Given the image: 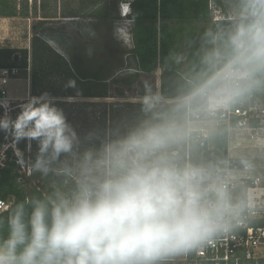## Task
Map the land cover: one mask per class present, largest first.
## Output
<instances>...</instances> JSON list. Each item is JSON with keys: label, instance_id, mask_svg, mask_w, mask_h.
I'll return each instance as SVG.
<instances>
[{"label": "clouds", "instance_id": "9594fccd", "mask_svg": "<svg viewBox=\"0 0 264 264\" xmlns=\"http://www.w3.org/2000/svg\"><path fill=\"white\" fill-rule=\"evenodd\" d=\"M131 2L121 0L122 17L132 14ZM134 20L116 28L118 38L131 39ZM47 43L63 55L54 40ZM201 53L191 90L171 107L146 96L143 119L124 131L80 137L47 92L22 104L15 119L0 117L18 163L56 178L50 193L9 210L0 264H166L248 222L256 205L246 191L235 194L239 173L182 162L174 149L190 137L192 113L215 118L264 88V0H237L231 22L203 33ZM21 140L38 145L27 164L16 148Z\"/></svg>", "mask_w": 264, "mask_h": 264}, {"label": "trees", "instance_id": "16d2710c", "mask_svg": "<svg viewBox=\"0 0 264 264\" xmlns=\"http://www.w3.org/2000/svg\"><path fill=\"white\" fill-rule=\"evenodd\" d=\"M40 7L44 10L43 17L49 18L50 15L45 11L49 9V4L42 0ZM131 8L132 14L127 18L132 19V16H135L130 28L132 37L130 52L135 59V66L129 68L133 69V72H128V68L125 70L126 73L109 75L111 80L107 81L100 70L90 71L83 67L73 69L63 55L54 49H48L46 42L35 32L32 39L33 55L39 62V69L36 70V65L33 66L35 70L31 96H40L47 92L51 97H55V105L62 110L67 105V100L64 98H118L113 103H105L106 108L97 111L94 117L95 121L92 124L95 123L94 129L101 135L109 129L124 131L143 119V100L131 101V98L159 96L162 106L175 105L180 97L191 90L197 74L201 71V37L207 30L206 23L212 20L208 0H132ZM0 16L29 17L30 7L27 2L0 0ZM217 23H219L217 26L228 24L226 21ZM217 26L215 25V28ZM35 41H39V45L35 46ZM170 53L178 54L182 59L177 62L169 56ZM28 55V49H0V68L19 67L26 74L29 67ZM158 70L161 71L159 87L156 77ZM37 72L42 73L41 78L38 77ZM54 74H62L66 84L61 87L54 85L52 87L54 93H49L48 77ZM38 80L43 87L37 86ZM69 80L75 81V87H67ZM18 110L20 112L21 108ZM86 113L84 112L85 115ZM216 132V140L213 142L210 137L204 138L200 136V132L191 130L190 137L174 149L176 155L182 162H211L222 168H228L229 164L232 167L241 166V159L229 158L227 129L219 127ZM18 146L27 151V140H21ZM15 165V161H9L7 167L0 169V196L14 199L10 209L26 198H42L52 191V184L49 181L51 176L45 178L46 181H42L38 177L39 174L34 173L28 179L19 180L20 175L15 172ZM249 185L250 183L239 185L236 194L240 195L247 191ZM9 210L0 215V219L5 220V224L0 227V235L3 236L7 234L6 219ZM250 224L264 227V218L251 220ZM238 256L240 264H264V257L256 260L248 259L244 250H239ZM178 264H194V262L182 261Z\"/></svg>", "mask_w": 264, "mask_h": 264}, {"label": "rangeland", "instance_id": "374dc122", "mask_svg": "<svg viewBox=\"0 0 264 264\" xmlns=\"http://www.w3.org/2000/svg\"><path fill=\"white\" fill-rule=\"evenodd\" d=\"M17 1L28 3V6L30 7L29 19H24L22 17L15 20L8 19V21H10L8 25L12 27L15 25L20 27H27V25L28 27L32 26L29 30L24 28V34L21 38L24 41V38L28 37L27 41H24L23 43L24 45H28V63L31 71L30 79H28V72L26 74L22 72L19 75L22 79L25 78L27 80V84L26 82H23L25 79L23 81L11 80L8 88L13 87V90L16 92L11 93L10 95L25 97L23 98L24 101H14V104L26 103L28 99L32 97L31 86L33 83V72L35 70L33 66L36 65V70L39 69V62L36 61L35 56L33 55L34 48L32 45V39L35 32H37L41 39L46 42V45H48L47 47L50 50L54 48L47 43V39L54 40L63 53V56L67 59L66 61L73 69H76V67H83L90 71L100 70L102 76L106 78L107 81L111 80L109 75L118 72L126 73V69L135 66V59L130 52L132 50V37L128 42H125L116 35V28L123 26L124 21L128 19L127 17L121 16V0H45L50 6L49 9L45 10L50 15L49 18L43 17L44 10L40 7L42 0ZM35 3L37 4V15L34 12ZM218 4L221 6L225 14H231L234 16L237 0H218ZM211 15L212 20L206 23V29H214L215 25H219V23L214 22L212 12ZM201 25H204V23H201ZM130 28L129 31L131 34ZM12 44L14 45L13 42L8 40L7 45ZM34 45H39V41H35ZM54 51L56 50L54 49ZM130 68L128 69V72H133V69ZM38 73L39 72H37V75ZM160 74L161 71L158 70L156 73L157 87L160 86ZM38 77L41 78L42 73H39ZM65 81L66 80L62 74H54L53 76L48 77L47 91L49 93H54L52 87L54 85L56 87L65 86ZM37 86L43 87L40 80L37 81ZM52 98H54V101L56 100L55 97ZM64 99L67 100L66 108L64 107L63 109L67 120L75 128L78 135L83 137L88 132L95 131V123L92 124V122L95 121L94 117H96L97 111L105 109V103H113L118 98L109 97L106 99H98L70 97ZM157 99L160 100L159 96ZM130 100L141 101L144 99L131 98ZM17 115L18 114L14 112L11 118L15 119ZM190 126L192 128L207 129L210 139L215 142L217 130L212 123L202 121L192 123ZM31 144L32 150L30 153V159L34 160L38 151V145L36 141H32ZM243 145L244 146L229 149L230 142L228 140L229 155L244 156L252 164L253 174L261 177L260 186H264V142L258 141L253 143L252 141H244ZM38 177H40L39 179L42 181L47 180L40 175ZM55 179V177H51V180H49L51 184H53ZM255 250L257 251L258 256L264 257L263 246H259L255 248ZM182 261L183 256H180L166 262V264H178Z\"/></svg>", "mask_w": 264, "mask_h": 264}, {"label": "built area", "instance_id": "2783aa9c", "mask_svg": "<svg viewBox=\"0 0 264 264\" xmlns=\"http://www.w3.org/2000/svg\"><path fill=\"white\" fill-rule=\"evenodd\" d=\"M208 3L209 9L213 13L214 22L226 21L229 23L234 19L233 15L224 13L221 6L218 4V0H208ZM22 71L23 70L19 67L0 68V117H3L6 113L10 117L14 112L18 114L19 111L17 110L24 104H14V101H24V99L12 97L8 88L11 80L18 78ZM30 71L31 68L28 67V79H30ZM5 102L7 103V108L4 107ZM191 117L192 118H189L188 121L189 125L203 121L212 123L216 130L219 127H225L227 129V135H229V149L244 146V141H252L253 143L258 141L264 142V88L256 90L245 102L219 113L215 118H208L196 113H192ZM191 130L200 132V136L204 138L210 137L207 133V129L191 127ZM12 142L13 138L9 130L4 136L3 141L0 142V169L7 167L9 161H15L16 165L14 170L19 173V180L28 179L32 177L34 173L29 174L27 168L18 163L14 148L11 146ZM16 148L23 153L25 164L31 161L30 153L32 144L29 148L27 141V151L22 150L18 144ZM229 158H239L241 161L247 160L242 155H229ZM227 169L232 170L234 173H239L238 178L232 181L235 194L239 185L250 183L246 192L254 200L256 205L255 211L249 217L248 222L233 234L221 237L211 245H207L198 251L183 256L184 263L240 264V257L238 256L239 250H244L248 259L256 260L260 257L255 248L259 246L264 247V227H255L250 224V221L264 218V186H260L261 177L253 174V166L250 170L243 171L242 165L239 167H232L229 164ZM13 202V198H4L0 196V215L8 211Z\"/></svg>", "mask_w": 264, "mask_h": 264}, {"label": "crops", "instance_id": "0c3cea01", "mask_svg": "<svg viewBox=\"0 0 264 264\" xmlns=\"http://www.w3.org/2000/svg\"><path fill=\"white\" fill-rule=\"evenodd\" d=\"M17 18H21V16H16V17H2V16H0V49H3V48H19V49L25 48V49H28V45H26V44L24 45V43H23L24 41H27L28 37L24 38V41L21 38H22V35L24 34V28L29 30L30 27H32V26L28 27V25H27V27H20V26L15 25L14 27H12V26L8 25L10 22V21H8V19L15 20ZM22 18H24V17H22ZM24 19H29V17H25ZM15 23H16V21H15ZM215 23H217V22H215ZM37 35H39V34L37 33ZM8 40H10V42H13L14 45L13 44L7 45ZM15 44H19V45H15ZM20 77L15 78L13 80H18V81L22 80L23 81L25 79V78L22 79V77L21 78ZM23 82H26V84H27L26 79ZM9 91H10V94L16 92L15 90H13V87L12 88L9 87ZM12 97H16V98H20V99L25 98V97H19V96H12Z\"/></svg>", "mask_w": 264, "mask_h": 264}, {"label": "water", "instance_id": "95a60500", "mask_svg": "<svg viewBox=\"0 0 264 264\" xmlns=\"http://www.w3.org/2000/svg\"><path fill=\"white\" fill-rule=\"evenodd\" d=\"M16 58H18V56H16ZM7 134V131L4 130H0V142L3 141L4 136Z\"/></svg>", "mask_w": 264, "mask_h": 264}, {"label": "bare ground", "instance_id": "6f19581e", "mask_svg": "<svg viewBox=\"0 0 264 264\" xmlns=\"http://www.w3.org/2000/svg\"><path fill=\"white\" fill-rule=\"evenodd\" d=\"M261 144V143H260Z\"/></svg>", "mask_w": 264, "mask_h": 264}]
</instances>
